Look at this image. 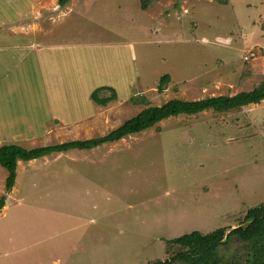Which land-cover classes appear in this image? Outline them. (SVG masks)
<instances>
[{"label":"rangeland","instance_id":"374dc122","mask_svg":"<svg viewBox=\"0 0 264 264\" xmlns=\"http://www.w3.org/2000/svg\"><path fill=\"white\" fill-rule=\"evenodd\" d=\"M263 76L264 0H0V146L101 136L147 107L135 98L234 95ZM18 166L7 191L0 164V264L165 260L168 240L264 202V100Z\"/></svg>","mask_w":264,"mask_h":264},{"label":"trees","instance_id":"16d2710c","mask_svg":"<svg viewBox=\"0 0 264 264\" xmlns=\"http://www.w3.org/2000/svg\"><path fill=\"white\" fill-rule=\"evenodd\" d=\"M58 2L60 5H65L69 0H58ZM170 81L169 74L162 75L158 90L164 91ZM102 88L105 87H100V90ZM97 92L94 93L97 95ZM116 98L117 95L112 93L97 101L105 105ZM263 100L264 76L252 90L240 91L234 95L208 96L197 100L173 98L161 105H151L143 96L135 98L134 103L142 101L147 107L104 135L33 148H26L16 143L1 145L0 164L8 171L5 180L6 190L11 191L15 186L19 160L31 161L72 149L91 150L105 143L119 141L130 134L142 132L173 116L198 115L210 109L228 112L250 104H258ZM6 199V195L0 197V212L6 205ZM168 242L176 247L172 255L165 260L157 259L147 264H264V202L250 208L236 227H221L208 233L194 230L172 238ZM229 245H234L236 249L229 254V257H224L222 249Z\"/></svg>","mask_w":264,"mask_h":264},{"label":"crops","instance_id":"0c3cea01","mask_svg":"<svg viewBox=\"0 0 264 264\" xmlns=\"http://www.w3.org/2000/svg\"><path fill=\"white\" fill-rule=\"evenodd\" d=\"M27 35H29V34H27ZM19 162H20V160L18 161V164H19ZM19 167V166H18Z\"/></svg>","mask_w":264,"mask_h":264},{"label":"built area","instance_id":"2783aa9c","mask_svg":"<svg viewBox=\"0 0 264 264\" xmlns=\"http://www.w3.org/2000/svg\"><path fill=\"white\" fill-rule=\"evenodd\" d=\"M245 58H248L247 56Z\"/></svg>","mask_w":264,"mask_h":264}]
</instances>
